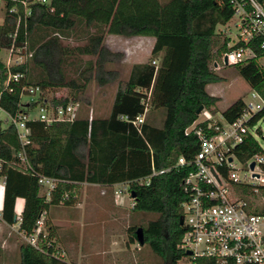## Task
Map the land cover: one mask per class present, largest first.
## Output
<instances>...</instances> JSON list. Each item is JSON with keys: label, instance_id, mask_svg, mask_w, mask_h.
Segmentation results:
<instances>
[{"label": "trees", "instance_id": "16d2710c", "mask_svg": "<svg viewBox=\"0 0 264 264\" xmlns=\"http://www.w3.org/2000/svg\"><path fill=\"white\" fill-rule=\"evenodd\" d=\"M36 1L30 13L17 24V13L9 12L15 2L3 0L4 17L0 22V49H5L17 28L18 44L26 40L31 56L22 64L13 65L25 77L14 83L15 89L2 90L1 105L9 112L21 108L23 84L41 88L38 100L46 98L53 106L66 104L73 98L48 95V90L68 87L82 92L91 73L98 85L118 80L109 113L102 116L76 114L72 121L45 124L28 122L30 135L25 150L39 174L57 179L49 198L41 193L37 176L22 171L10 160L19 147L15 128L0 118V175L5 176L1 218L15 223L17 196L24 198L19 230L30 233L36 219L50 204L69 202L77 182L112 184L126 182L135 193L134 210L153 212L143 228L145 243L163 258L162 263L181 264L187 253L179 246L185 226L180 219L186 199L183 179L191 168L184 164L151 176L150 182L139 180L150 175L153 167L165 168L176 163L180 155L191 158L199 148L194 133L185 129L198 119L201 105L214 111L219 96L207 85L222 80L215 71L217 57L227 48L218 26L232 14L229 0H51ZM22 13V6L19 5ZM107 33L126 36L151 35L155 42L151 57L135 62L127 79L119 80V70L109 63L120 59L122 52L111 50L104 43ZM74 36L81 43H64L62 38ZM92 55L88 59L81 55ZM160 62L154 63L156 58ZM239 74L252 89L264 97V70L254 58L235 64ZM6 77L4 60L0 58V90ZM149 109L140 126L133 119ZM34 101L29 103L33 109ZM246 102L237 98L222 113L233 121L244 111ZM165 109L163 124L155 122L153 112ZM264 116V107L250 119ZM242 161L261 152L258 139L250 134L234 148ZM249 192L250 186H244ZM264 191V187H262ZM264 211V206L259 208ZM138 224L129 226L130 241L137 240ZM144 243V244H145ZM39 249L28 242L18 246L19 264H69L54 254L53 244ZM208 257H197L190 264H211Z\"/></svg>", "mask_w": 264, "mask_h": 264}, {"label": "built area", "instance_id": "2783aa9c", "mask_svg": "<svg viewBox=\"0 0 264 264\" xmlns=\"http://www.w3.org/2000/svg\"><path fill=\"white\" fill-rule=\"evenodd\" d=\"M13 1L15 3L8 10L17 13V24L22 16L30 13V5L36 1L46 3L50 10L54 8L51 0ZM229 3L233 9L232 14L225 23L218 26L227 45L221 54L222 61L225 63L226 57L225 64L232 65L254 58L264 70V0H229ZM19 5L22 6V13ZM16 38L17 28L5 48L3 60L6 77L0 95L4 89L13 91L14 83L25 77L23 70H12L11 67L24 63L32 53L26 40L18 44ZM216 63L219 65V61ZM40 92L41 88L37 84H23L20 90L21 108L9 112L0 103V118L15 128L19 139V147L15 149L11 163L22 171L36 175L38 183L45 189L46 198H49L57 179L37 173L30 162L25 150L31 131L28 122L39 120L50 124L59 120L72 121L76 115V105L71 101L53 106L46 98L38 100ZM25 94L30 97L23 99ZM253 96L259 101L245 99L243 113L233 121L228 120L222 112L220 115L209 112L203 118L198 117L185 129L187 134H196L199 140V148L194 155L191 158L180 155L175 164L165 168L153 167L150 175L139 180L141 183H149L154 174L169 171L179 165H191L183 179L186 193L183 201L185 231L179 244L185 249L187 254L183 258H187L189 264L201 256L211 259V264H264V211L259 210L261 207L247 197L248 193L264 187V153H255L247 161H242L234 150L250 134L254 135L253 131L259 130V119L254 123L250 119L264 107V97L254 89ZM31 101L35 102L33 109L28 108ZM148 109L147 102L145 110L133 119V123L140 126ZM4 161L0 157V170ZM252 161L256 163L254 168L250 165ZM244 165L247 172L242 175ZM0 176L4 184L5 176ZM245 185L250 186L249 192L245 191ZM121 192L117 190L116 194L123 200ZM20 219L18 216L15 223L18 230ZM43 224L42 213L30 233L19 230L26 242L39 249H44L43 244H52L42 229ZM53 252L58 255L56 251Z\"/></svg>", "mask_w": 264, "mask_h": 264}, {"label": "rangeland", "instance_id": "374dc122", "mask_svg": "<svg viewBox=\"0 0 264 264\" xmlns=\"http://www.w3.org/2000/svg\"><path fill=\"white\" fill-rule=\"evenodd\" d=\"M166 1V0H162ZM4 2L0 1V22L4 17ZM64 43L76 44L81 43L83 40H77L74 36L68 38H62ZM155 42V37L151 35H132L126 36L115 33H107L104 38V43L111 50L122 52L120 59L115 62L109 63V67L119 70V80L127 79L132 65L135 62L146 61L151 57V51ZM6 50L0 49V58L5 59ZM93 57L92 55H81L82 60ZM219 65L215 66V71L222 75V80L211 82L207 85V89L210 93L219 96V100L214 105L212 111L209 108H203L199 118H203L209 115V112L213 115H220V113L233 103L237 98L243 97L247 101L256 100L258 98L253 96V89L250 84L244 79L236 69L235 65L225 64L221 57H217ZM160 58L155 59V63H159ZM91 73V79L87 82L82 92L71 89L68 87H58L53 90L49 89L48 95L65 96L73 98L72 102L76 105V114L94 116L103 115L108 112L111 105L112 98L117 90L118 80L104 86L98 85L96 79ZM29 95H23V99H28ZM36 112V111H35ZM155 122L159 125L163 124L165 117V109H158L153 112ZM257 126L259 130L253 131L258 139L264 153V116L261 117ZM247 172L246 165L241 169V174L244 175ZM83 185L79 184V187ZM115 190H121L123 193V200L119 197L113 204V241L117 246V250L113 251V264H153L162 263L163 258L155 253L148 244L140 245L138 241H130V233L128 228L132 224H145L150 218L155 217L156 213L153 212H139L134 210L135 197L133 196L129 185L127 183L119 184L118 186H111L107 188L105 203L103 206L105 210H111L106 200L108 191L113 192V198ZM80 191V188H79ZM78 191V192H79ZM45 189L41 188V193H44ZM75 192V190H74ZM247 197L259 207L264 206V191H254V193H248ZM115 202V203H116ZM119 206V207H117ZM107 214V212H106ZM44 219V217H43ZM17 226L15 230L8 236L9 245L4 249L0 246V264H19V250L18 246L21 242H26L22 233L18 232ZM43 231L49 236L47 225L43 224ZM6 233V229H4ZM19 233V234H18ZM17 235V237H16ZM58 256H61L57 252ZM181 264H189L187 258L180 260Z\"/></svg>", "mask_w": 264, "mask_h": 264}, {"label": "crops", "instance_id": "0c3cea01", "mask_svg": "<svg viewBox=\"0 0 264 264\" xmlns=\"http://www.w3.org/2000/svg\"><path fill=\"white\" fill-rule=\"evenodd\" d=\"M109 109L108 112L100 116H106ZM1 180L0 176V246L6 249L9 245L8 236L12 230H15L16 222L7 223L1 218L4 193V184ZM122 183L126 182L112 184L77 182L71 191L69 202L50 204L43 211L44 222L48 227V234L52 238L50 240L54 251L58 252L67 263L113 264V251L117 250L113 241V204H117L116 200L119 198L116 194L117 190H115L114 198L113 192H107L109 197L107 196L106 202L111 210L106 211L103 203H105L107 188ZM79 184L83 187H79ZM121 195H123L122 192ZM23 206L24 198L17 196L14 209L18 216H20ZM4 229H6V233H4ZM18 232L20 231L18 230Z\"/></svg>", "mask_w": 264, "mask_h": 264}, {"label": "water", "instance_id": "95a60500", "mask_svg": "<svg viewBox=\"0 0 264 264\" xmlns=\"http://www.w3.org/2000/svg\"><path fill=\"white\" fill-rule=\"evenodd\" d=\"M225 63H227V58L225 57ZM216 65H217V63H216ZM204 108V106L203 105H201L200 107H199V109H198V111H201V109H203ZM255 161H252L251 162V168H254L255 167ZM257 176L259 175L258 173H255ZM133 196H135V193H133ZM180 222H181V224H183L184 223V216L182 215L181 216V219H180ZM137 241H138V243L140 244V245H143L144 243H145V237H144V232H143V228L140 226V227H138V229H137ZM188 253H191V251L190 250H188L187 251Z\"/></svg>", "mask_w": 264, "mask_h": 264}]
</instances>
